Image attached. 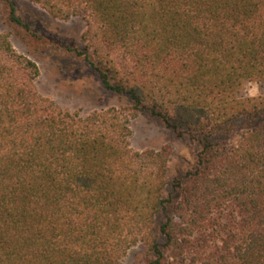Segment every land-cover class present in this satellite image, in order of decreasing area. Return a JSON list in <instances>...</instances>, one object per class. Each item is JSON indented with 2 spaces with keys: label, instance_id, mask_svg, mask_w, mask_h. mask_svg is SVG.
Returning a JSON list of instances; mask_svg holds the SVG:
<instances>
[{
  "label": "trees",
  "instance_id": "16d2710c",
  "mask_svg": "<svg viewBox=\"0 0 264 264\" xmlns=\"http://www.w3.org/2000/svg\"><path fill=\"white\" fill-rule=\"evenodd\" d=\"M83 16L85 48L38 28L17 0L6 22L81 58L123 101L86 115L42 96L37 63L0 32V264H264V0H28ZM84 12V15L81 14ZM145 116L196 148L134 150Z\"/></svg>",
  "mask_w": 264,
  "mask_h": 264
},
{
  "label": "rangeland",
  "instance_id": "374dc122",
  "mask_svg": "<svg viewBox=\"0 0 264 264\" xmlns=\"http://www.w3.org/2000/svg\"><path fill=\"white\" fill-rule=\"evenodd\" d=\"M17 2L20 14L38 28L75 41L80 48H85L86 42L82 41L86 27L83 16L59 20L28 0ZM81 14L84 15V12ZM5 19V9L0 6V32L9 35L11 43L19 53L27 55L37 63L40 75L36 85L42 96L51 98L61 108L79 111L81 115L122 105V100L101 87L81 58L53 48L48 49L35 39L25 37ZM263 93L264 82H248L242 94L257 96ZM129 125L132 131L130 145L134 150H160L164 147L171 149L168 163L171 174L187 169L194 163L196 148L187 141L176 138L158 122L145 116H136L130 119ZM145 253L143 245L138 244L126 253L121 264H142Z\"/></svg>",
  "mask_w": 264,
  "mask_h": 264
}]
</instances>
